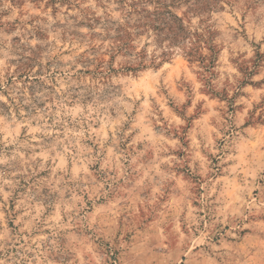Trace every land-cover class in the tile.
Listing matches in <instances>:
<instances>
[{
    "label": "rangeland",
    "instance_id": "1",
    "mask_svg": "<svg viewBox=\"0 0 264 264\" xmlns=\"http://www.w3.org/2000/svg\"><path fill=\"white\" fill-rule=\"evenodd\" d=\"M0 264H264V0H0Z\"/></svg>",
    "mask_w": 264,
    "mask_h": 264
},
{
    "label": "trees",
    "instance_id": "2",
    "mask_svg": "<svg viewBox=\"0 0 264 264\" xmlns=\"http://www.w3.org/2000/svg\"><path fill=\"white\" fill-rule=\"evenodd\" d=\"M146 18L149 19L153 31L157 32L156 36L159 37L161 34H164L165 38H167L171 44H175L176 42H178V40L182 38V34H184L182 23H180L181 20L172 15L170 11H155L153 14H151V16L149 13H147ZM154 23H158V26L154 27ZM121 39H123V36H121ZM123 45L124 47H126V44ZM141 64L142 63L139 62L138 67H140Z\"/></svg>",
    "mask_w": 264,
    "mask_h": 264
}]
</instances>
